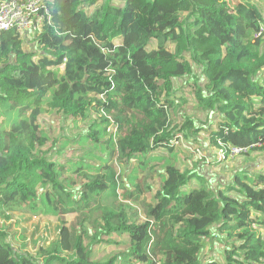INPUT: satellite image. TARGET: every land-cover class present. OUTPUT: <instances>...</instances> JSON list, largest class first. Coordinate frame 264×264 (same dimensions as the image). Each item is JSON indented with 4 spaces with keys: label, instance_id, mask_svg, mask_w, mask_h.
I'll list each match as a JSON object with an SVG mask.
<instances>
[{
    "label": "trees",
    "instance_id": "1",
    "mask_svg": "<svg viewBox=\"0 0 264 264\" xmlns=\"http://www.w3.org/2000/svg\"><path fill=\"white\" fill-rule=\"evenodd\" d=\"M47 3L34 48L15 30L0 33L8 117L0 119V220L54 216L59 235L29 256L0 227V264H264V170L205 183L196 170L180 171L171 145L184 131L175 123V82L197 68L204 86L194 92L213 114L208 126L190 127L191 146L204 131L209 149L248 148L238 158L264 152V0ZM45 108L91 122L49 154ZM156 165L161 187L153 190ZM114 236L127 237L128 250L94 259Z\"/></svg>",
    "mask_w": 264,
    "mask_h": 264
},
{
    "label": "rangeland",
    "instance_id": "2",
    "mask_svg": "<svg viewBox=\"0 0 264 264\" xmlns=\"http://www.w3.org/2000/svg\"><path fill=\"white\" fill-rule=\"evenodd\" d=\"M232 1V0H228ZM264 10V8L262 7ZM25 49L34 48L35 38H23ZM173 47L171 51L173 52ZM171 52L169 51L168 54ZM203 75L201 71L195 68L194 73L191 77H185L179 79L175 82V94L173 99L175 100V110L176 121L178 130L182 127L184 131L181 132L182 141L179 145L175 146L177 160L176 165L182 172H187L189 170L198 171L205 183L216 178V180L224 179L226 183H229L234 174L238 169H244L250 167H256L258 171L264 170V152L257 151L254 152L250 157H242L231 160H224L221 150L216 148L209 149L208 146L211 144V140L206 138L204 131L198 134L199 143H196V149L191 146L192 137L197 135L194 133V129H200L203 125L208 126L211 120L212 112L205 111L202 106L198 103V98L194 89L196 84L204 86ZM198 84V86H199ZM8 120L7 115L4 110L0 109V119ZM12 120V119H11ZM189 120L193 121L189 124ZM88 122L91 120L88 118ZM87 120L85 122H80L79 124H74L71 121H66L62 118L57 111L45 108L43 115L40 118L41 128L50 135L52 141L47 145L45 151L49 154L53 151H57L62 148L65 138H73L75 133H84L87 128ZM6 124V122H5ZM193 127L190 130V127ZM215 127V126H214ZM194 145V144H193ZM199 150V151H198ZM211 152L208 154L206 151ZM165 151L155 153V155H166ZM69 156L66 153L60 156L58 159L65 161ZM206 158V163L203 159ZM218 162L220 164L219 168L213 166ZM229 163V164H226ZM2 165L0 164V167ZM225 166V168H224ZM118 173L122 174L123 170L118 169ZM162 172V166H155L154 174L152 175L151 184L154 189H160L161 180L160 173ZM194 185V186H193ZM198 181H193L191 189L198 187ZM218 185V183L213 184V186ZM189 189V187H188ZM190 189V190H191ZM193 190V189H192ZM148 200H153V192L146 195ZM27 215L15 214L10 222L1 221L2 229L6 234V239L11 242V245L15 247L18 253L24 255L35 256L38 249L42 246L49 245L56 241L59 235L60 222L59 219L54 216H43V217H32L28 219ZM72 217L66 216L65 220L68 224H71ZM20 235H23L22 238ZM47 239V241H45ZM209 246V245H208ZM130 247V242L127 237L120 238L114 236L113 238L107 239L104 244H101L95 248L94 259L99 261H107L112 256L119 255L120 253H125ZM210 248L205 250L208 253ZM219 253L218 250H215ZM221 252V248H220ZM217 255V254H216ZM221 257V255H218Z\"/></svg>",
    "mask_w": 264,
    "mask_h": 264
},
{
    "label": "built area",
    "instance_id": "3",
    "mask_svg": "<svg viewBox=\"0 0 264 264\" xmlns=\"http://www.w3.org/2000/svg\"><path fill=\"white\" fill-rule=\"evenodd\" d=\"M50 17V8L47 0H5L0 4V33L15 30L24 38H36L42 32V26ZM264 36V25L261 26L257 37ZM109 133L116 135L114 127L109 128ZM182 141L178 136L171 142L175 147ZM248 148L221 149V154L227 158L236 159L247 154Z\"/></svg>",
    "mask_w": 264,
    "mask_h": 264
}]
</instances>
